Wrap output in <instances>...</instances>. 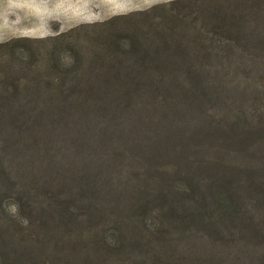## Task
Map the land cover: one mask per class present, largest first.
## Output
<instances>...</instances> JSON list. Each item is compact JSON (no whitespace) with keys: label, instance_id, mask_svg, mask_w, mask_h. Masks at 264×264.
<instances>
[{"label":"rangeland","instance_id":"obj_1","mask_svg":"<svg viewBox=\"0 0 264 264\" xmlns=\"http://www.w3.org/2000/svg\"><path fill=\"white\" fill-rule=\"evenodd\" d=\"M60 90L79 92L45 98ZM5 120L25 205L6 202L20 224L0 220V264H136L129 206L188 166L264 205V0H0V134ZM195 194L207 218L173 230L164 263L264 264V230ZM113 220L126 253L86 242Z\"/></svg>","mask_w":264,"mask_h":264},{"label":"trees","instance_id":"obj_2","mask_svg":"<svg viewBox=\"0 0 264 264\" xmlns=\"http://www.w3.org/2000/svg\"><path fill=\"white\" fill-rule=\"evenodd\" d=\"M112 39L115 40L117 38H113L112 36ZM147 53L143 52V56ZM80 67L75 68L76 72L80 70ZM17 80L21 82L22 78L19 77ZM35 80L30 81L34 82ZM78 92L65 90L54 91L52 93H46L45 98H65L61 101V106L63 107L69 99L75 98ZM81 94H84V92L82 91ZM12 114L10 113L9 116H12ZM1 124L3 126V132L0 134V138L5 136L4 133H9L10 130L8 129L10 127L7 120ZM0 149H3V147H0ZM190 171H193L194 174H188ZM201 171L198 172L193 167L188 166L186 170H182L186 176L184 179L176 182H173L176 177L167 180L163 188L158 187L152 190L153 193L150 196L145 195L146 200L144 202L141 201V195L143 194L141 193L133 202L134 204L129 206L130 215L142 228L141 230L138 228L140 233L139 239L141 241L137 242L133 249L140 251L147 249V256L141 255L136 264H165L163 260L168 256V246L172 245L175 238L173 230L177 229V226L184 224L187 219L192 223H198L207 218L204 202H201L195 194L199 186L205 187L210 193L208 196L213 203L214 212L220 218L227 217L229 219H235L246 228L253 227V229L264 230V217L261 220H257L255 214V210L264 205H256L253 210H249L246 206L245 209L243 205H240V202L236 199L233 200L227 194L228 191L224 189L226 183L224 181H227L225 178H216L214 181L208 180L203 178L200 174ZM154 181L157 182L156 179ZM176 183H181L183 188H177ZM6 193L7 195H5ZM14 194H18V196L15 197L13 196ZM20 194L21 188L18 181L12 175L11 169L7 166V159L0 156V220L6 219L15 227L20 222L7 210L6 202L8 198H16L19 203V210L24 212L25 204ZM34 214L33 211H30L28 216L32 219ZM113 222L110 227L106 228L105 226L101 228L99 234L92 237H85L86 242L105 252H107L106 249L108 248L120 251L118 253H126L128 250H124L126 247L124 237L130 235L131 228L128 225L117 223L116 220H113ZM75 225L76 222H74ZM144 235L150 236L146 237ZM25 255L22 257H25ZM1 264L8 263L5 259Z\"/></svg>","mask_w":264,"mask_h":264}]
</instances>
